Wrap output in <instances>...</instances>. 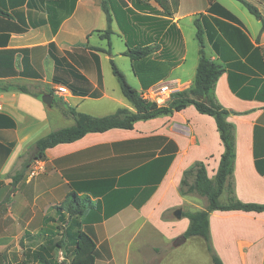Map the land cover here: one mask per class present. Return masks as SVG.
I'll return each mask as SVG.
<instances>
[{
	"label": "crops",
	"instance_id": "obj_1",
	"mask_svg": "<svg viewBox=\"0 0 264 264\" xmlns=\"http://www.w3.org/2000/svg\"><path fill=\"white\" fill-rule=\"evenodd\" d=\"M103 1L0 0V87L21 85L38 95L0 88V250L10 253L9 247L17 245L36 250L53 240L61 245L55 249L67 253L74 231L80 229L95 242L94 264H166L170 248L190 238L200 240L207 251L200 236L174 245L189 224L183 213L207 206L204 196L180 192L183 171L201 161L213 179L224 150L214 118L193 104L136 120L130 129L87 132L49 147L35 176L24 167L23 156L38 138L74 123L63 112L62 101L94 116L114 112L109 110L114 103L133 110L110 64L113 60L119 67L128 37L120 20L112 17L106 52L107 41L100 36L106 28ZM149 1L160 19L151 29L144 26L150 34L138 29L150 39L144 45L152 52L134 67L129 59L136 83L130 84L140 91L152 81L171 79L179 90L191 87L199 55L198 45L188 48L186 34L195 38L198 18L205 55L223 68L214 96L234 126L233 171L219 202L227 203L231 186L239 201L264 204V175L256 166L258 161L264 169L261 21L237 0ZM247 1L264 17V0ZM113 36L123 42L121 48H115ZM166 36L177 41L176 47L165 43ZM60 85L66 86V93L56 92ZM43 94L52 96L50 105L41 100ZM88 103L91 109L80 108ZM193 179L189 176L188 182ZM71 191L89 199L72 228L57 223L67 214L55 208ZM208 219L210 242L223 264H264V211L215 209ZM4 251L0 259L17 264L16 257ZM22 257L24 263H19L26 264L25 254Z\"/></svg>",
	"mask_w": 264,
	"mask_h": 264
},
{
	"label": "trees",
	"instance_id": "obj_2",
	"mask_svg": "<svg viewBox=\"0 0 264 264\" xmlns=\"http://www.w3.org/2000/svg\"><path fill=\"white\" fill-rule=\"evenodd\" d=\"M237 1H239L256 19L261 21V29H264V17L257 7L247 0ZM101 7L106 19V28L102 31L100 36L106 39L108 47L106 52L110 53V35L113 33L111 27L112 14L106 1H103ZM223 14L235 19L233 15L225 10H223ZM194 25L196 28L195 39L198 43L199 57L191 87L173 92L168 102L159 105L153 101L142 99L139 95V91L128 82L123 71L113 60H110L112 74L119 84L122 95L133 107V110L119 107L110 114L94 116L85 112L76 111L67 102L62 101L61 107L63 112L71 115L74 118V123L70 126L51 131L38 138L27 150L23 159L24 167L28 168L30 163L34 160L44 158L47 148L58 143L74 141L87 132H100L114 127L130 129L133 127V122L136 120H145L161 114L179 111L188 104H193L197 111L208 114L214 118L224 150L221 153L218 168L213 179L208 178L205 166L201 161L193 163L189 168L183 171L180 180V192L182 194L196 193L200 196H204L207 200V206L204 209L183 213V215L189 219V224L183 236L202 237L205 240L206 248L213 264H223L221 259L214 253L210 242L209 212L215 209H240L244 211L261 212L264 211V204L239 201L235 197L231 186H229L227 203L221 204L219 202L218 198L223 190L225 181L233 171L235 157L234 126L227 120L229 111L222 107L214 96L215 82L223 72V68L205 55L203 31L198 18L194 19ZM125 46L126 49L123 51V54L131 60L133 67L135 66L134 62L146 57L152 52L151 46L144 44L138 45L135 43L131 44L129 40L125 41ZM0 88L2 90L13 89L30 92L26 87L16 84H7ZM30 93L38 96L36 93ZM256 166L259 172L264 175V169H261L258 161L256 162ZM191 175L194 179L192 183H189L188 177ZM88 202L89 199L87 196H80L71 191L67 194L62 203L55 208L58 211L63 210L66 212L67 219L63 218L65 220L64 222L72 228L76 223L77 216L82 214ZM72 239L74 241L73 246L65 249L71 253V258L67 264H94L96 247L92 237L85 231L77 229L74 231ZM60 246L58 241L49 240L34 251V256L43 264H66L62 261L54 262L52 260L53 250L55 248H60ZM45 254H47L48 257H45Z\"/></svg>",
	"mask_w": 264,
	"mask_h": 264
},
{
	"label": "rangeland",
	"instance_id": "obj_3",
	"mask_svg": "<svg viewBox=\"0 0 264 264\" xmlns=\"http://www.w3.org/2000/svg\"><path fill=\"white\" fill-rule=\"evenodd\" d=\"M107 4L110 8V12L112 14L113 18H116V20L119 21V25L121 26L122 30H124L125 35L128 37V40L131 44H145L146 42H149L150 39L146 38V34L142 32H139V27L143 31H148L147 28H144L145 25H149L148 28H152L151 26L155 23V20L160 19V16L156 15L158 14V11L156 9V6L149 0H107ZM245 9V8H244ZM245 11H247L245 9ZM248 13V12H247ZM154 15V16H153ZM250 15V14H249ZM252 19H255L253 16H251ZM146 33V32H145ZM147 34H150V31L147 32ZM187 46L188 48L191 47H197L198 43L193 35L191 37L187 36ZM114 39V46L122 47L123 42L119 41L115 36H113ZM160 42L162 40L160 39ZM173 43L174 47L177 45V41H175L173 38L166 36L165 43ZM179 44V43H178ZM158 45V44H153ZM191 56V53L188 55V57ZM122 59V60H121ZM118 60V65L120 69L123 70V72L126 73V78L129 83L136 84L135 78L132 76L129 70V58L127 56H124ZM189 60V58H188ZM189 63V62H188ZM187 63V64H188ZM115 79V78H113ZM156 81V80H155ZM152 81L151 83H153ZM57 100H55L56 102ZM125 101V99H124ZM128 104V103H127ZM61 105V104H60ZM117 106H119L117 103H114V105L110 106L111 111L116 110ZM91 104L88 103L84 107H80L83 110H89L91 109ZM203 200V199H202ZM65 220L62 217H59L57 220V223L59 225H63ZM140 238H136L133 240V246H137L139 243ZM10 253L12 256L16 257V259H13V262L17 261V264H20L19 262L23 260V255L25 254V263L26 264H43L39 259H36L34 256V249L32 248H24L19 247L18 245L15 248L9 247ZM5 249V248H4ZM1 253H3V249L0 250ZM9 250L5 249L4 253L10 254L8 252ZM32 251V252H31ZM170 259L169 262L166 264H213L208 252L205 250V247H202V244L200 243V240L191 238L187 240V242L182 243L178 246L171 247L170 248ZM31 252V253H30ZM63 253V254H62ZM20 254H23L20 256ZM53 258L54 262L64 261L66 264L71 258V253L67 251V253L59 252L58 249H54L53 252ZM63 255L64 259H60V256ZM7 257V256H6ZM66 258V259H65ZM9 259H0V264H10L8 263ZM68 260V261H67ZM11 262V260H10ZM15 264V263H14ZM149 264V263H144Z\"/></svg>",
	"mask_w": 264,
	"mask_h": 264
},
{
	"label": "built area",
	"instance_id": "obj_4",
	"mask_svg": "<svg viewBox=\"0 0 264 264\" xmlns=\"http://www.w3.org/2000/svg\"><path fill=\"white\" fill-rule=\"evenodd\" d=\"M179 90V84L175 80L165 79L157 80L149 84L146 88L139 91V95L142 99L153 101L157 104H165L168 102L171 94ZM57 93H66V86L60 85L56 88ZM41 160H34L29 166L28 175L30 177L35 176L41 170Z\"/></svg>",
	"mask_w": 264,
	"mask_h": 264
},
{
	"label": "water",
	"instance_id": "obj_5",
	"mask_svg": "<svg viewBox=\"0 0 264 264\" xmlns=\"http://www.w3.org/2000/svg\"><path fill=\"white\" fill-rule=\"evenodd\" d=\"M41 100L47 104V105H50L51 104V100H52V96L51 95H48V94H43L41 96ZM185 240V236H180V237H177L175 239V242H174V245H178L180 242H183Z\"/></svg>",
	"mask_w": 264,
	"mask_h": 264
}]
</instances>
